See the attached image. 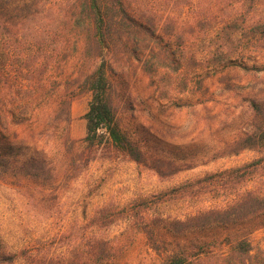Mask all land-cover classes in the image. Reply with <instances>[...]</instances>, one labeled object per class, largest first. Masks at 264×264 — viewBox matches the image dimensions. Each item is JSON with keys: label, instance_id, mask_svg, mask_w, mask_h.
Here are the masks:
<instances>
[{"label": "rangeland", "instance_id": "374dc122", "mask_svg": "<svg viewBox=\"0 0 264 264\" xmlns=\"http://www.w3.org/2000/svg\"><path fill=\"white\" fill-rule=\"evenodd\" d=\"M191 1L180 2L181 15L187 19L184 26L196 31L186 51L196 54L203 66L190 69L187 89L177 86V75L171 74V80L152 81L137 63L124 64V60L112 78V101L121 127L142 143L144 151L184 167L172 176L161 177L104 143L91 152L87 169L68 183L63 126L55 131L50 118L53 96L49 72L40 76L38 56L29 48L17 57L5 53L1 58L0 245L3 252L17 255L13 264H42L44 260L45 264H85L90 239L127 234L123 220L105 228L91 224L103 208L126 206L140 197H158L189 181L256 159H261V165L248 186L257 187L264 195V146L214 158L254 124L252 102L264 100V43L259 49L241 48L232 56L238 67L216 74L205 55L223 42L215 25L202 31L197 21L206 4L216 0ZM223 1L227 7L229 0ZM248 9L245 3L243 12ZM249 11L252 20L261 17L264 1ZM213 13L224 16L216 8ZM225 50L233 53L231 48ZM9 92L15 98L12 104L3 96ZM91 100V94L84 92L71 104L70 134L80 150L86 146L85 115ZM3 105L13 108L17 124ZM232 198L196 195L173 199L154 212L164 218L185 219L199 211L223 207ZM249 239L253 255L264 250V228ZM200 247L199 252L205 250L197 264H237L226 260L230 246L224 241ZM168 251V247L152 248L139 235L128 253L113 264H161Z\"/></svg>", "mask_w": 264, "mask_h": 264}, {"label": "trees", "instance_id": "16d2710c", "mask_svg": "<svg viewBox=\"0 0 264 264\" xmlns=\"http://www.w3.org/2000/svg\"><path fill=\"white\" fill-rule=\"evenodd\" d=\"M262 1L229 0L225 7L223 0H216L215 3L210 1L205 6L208 9L202 10V16L197 20L201 30L215 25L223 42L205 55L216 74L238 67L232 56L241 48H261L264 15L252 20L249 9ZM180 2L0 0V60L5 53L17 57L29 48L38 56L40 76L50 74L53 96L50 118L55 131L63 126V139L68 149L65 169L68 183L87 169L91 152L104 143L138 164L148 166L161 177L183 170L184 167L173 160L144 151L142 143L121 127L112 101V78L123 60L124 64L137 63L152 81L171 80L170 75L174 74L177 75V86L183 90L188 88L190 69L203 65L196 54L186 51L196 31L191 26H184L187 19L181 15L183 7ZM245 3L249 9L243 12ZM215 8L224 16L214 14ZM226 47L233 53L226 51ZM38 82L43 88L42 80ZM84 92L90 93L92 100L85 115L87 135L83 143L86 146L80 150L70 134V110L74 98ZM3 96L10 99V104L15 100L10 92ZM251 108L252 128L232 145L219 150L214 158L264 146V100L253 101ZM3 109L17 124L13 108L4 106ZM259 165L261 159H256L189 181L158 197H140L126 206L103 208L91 224L105 228L123 220L128 226L127 234L113 239H90L85 264L115 263L128 253L139 235H143L156 250L168 247L167 259L161 264L202 262L201 254L205 249L199 252L198 248L210 246L218 240L230 246L226 258L229 263L264 264V250L253 255L249 239L253 232L264 228V195L257 187L248 186V180ZM196 195L233 198L223 207L199 211L185 219L155 215L154 211L163 203ZM16 258L17 255L3 252L0 245V264H13Z\"/></svg>", "mask_w": 264, "mask_h": 264}]
</instances>
